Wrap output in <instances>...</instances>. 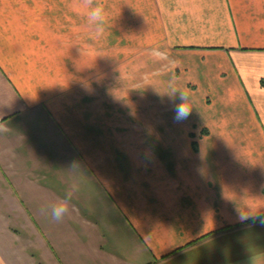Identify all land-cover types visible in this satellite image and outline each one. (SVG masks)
<instances>
[{
  "label": "crops",
  "instance_id": "obj_1",
  "mask_svg": "<svg viewBox=\"0 0 264 264\" xmlns=\"http://www.w3.org/2000/svg\"><path fill=\"white\" fill-rule=\"evenodd\" d=\"M99 2L0 0V264H264V0Z\"/></svg>",
  "mask_w": 264,
  "mask_h": 264
},
{
  "label": "clouds",
  "instance_id": "obj_2",
  "mask_svg": "<svg viewBox=\"0 0 264 264\" xmlns=\"http://www.w3.org/2000/svg\"><path fill=\"white\" fill-rule=\"evenodd\" d=\"M86 6L88 8L87 12V18L88 23L93 26L101 27L105 23L106 20V13L105 8L102 3L99 2V0H85ZM183 101L182 103L178 104L176 106L175 112H176V119H183L187 116L189 112V108L186 107V97H182ZM73 190L68 191L64 197L58 198L57 202L51 206V219L60 222L63 220L65 215H67L70 212L71 209V202L73 198ZM50 206L45 205L42 206L40 211L42 214L49 215L48 209Z\"/></svg>",
  "mask_w": 264,
  "mask_h": 264
},
{
  "label": "rangeland",
  "instance_id": "obj_3",
  "mask_svg": "<svg viewBox=\"0 0 264 264\" xmlns=\"http://www.w3.org/2000/svg\"><path fill=\"white\" fill-rule=\"evenodd\" d=\"M68 1V0H67ZM66 27H68V24H66ZM78 27V25H77ZM73 33H75V31H73ZM77 33V32H76ZM85 40V39H84ZM114 41L113 40H109V41H105V40H98V44L100 46H103L106 48V50H108L110 48V44L113 43ZM86 44H88V42H86ZM136 58V56L132 57L130 60ZM132 62V61H130ZM131 69V68H130ZM128 73V71H127ZM138 75L137 73H132L130 71V75L128 77V79H135V80H138L137 79ZM139 78V77H138ZM127 88V87H126ZM140 91L139 89H136V88H128L124 91V95L131 98V99H136L135 95L137 94V92ZM162 100H161V103H156V104H153V99H151V97L147 94V97H146V103H147V106L148 104H150L151 106L153 105L155 107L156 105V109L157 110H160L162 109V111H166V110H170V106L168 104L165 103V101L163 100L164 98L161 97ZM157 100V99H156ZM159 101V100H158ZM101 107V105H99ZM137 108V105L136 104H129V105H121L120 103L117 104V105H114L113 108H111L108 112L109 116H112V117H108L107 119V125H109V129L111 130L113 128V125L114 123H117V124H120L121 123V120L116 116L117 114H125L126 117H128V113L131 111V109H136ZM129 118V117H128ZM104 122V121H103ZM132 123H140V121L137 119V117H134L132 119ZM117 126V125H116ZM98 140L99 142H102V139L100 136H98Z\"/></svg>",
  "mask_w": 264,
  "mask_h": 264
}]
</instances>
